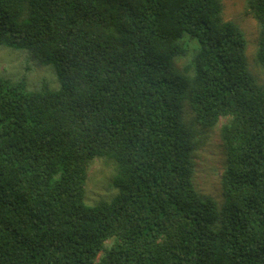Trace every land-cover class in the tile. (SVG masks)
<instances>
[{
  "label": "trees",
  "instance_id": "trees-1",
  "mask_svg": "<svg viewBox=\"0 0 264 264\" xmlns=\"http://www.w3.org/2000/svg\"><path fill=\"white\" fill-rule=\"evenodd\" d=\"M0 47L58 83L0 74V264H264V89L222 0H0ZM186 103L220 126V216ZM97 161L115 194L90 205Z\"/></svg>",
  "mask_w": 264,
  "mask_h": 264
},
{
  "label": "rangeland",
  "instance_id": "rangeland-1",
  "mask_svg": "<svg viewBox=\"0 0 264 264\" xmlns=\"http://www.w3.org/2000/svg\"><path fill=\"white\" fill-rule=\"evenodd\" d=\"M224 16L228 21L238 24L245 33L247 40L246 61L257 84L264 89V69L257 65L255 56L259 39V25L247 8V0H222ZM19 53V54H18ZM24 52L0 47V74L15 76L18 81L23 74L27 85L33 89L46 81L51 88H57L58 83L52 67L35 65L29 73L23 68L22 55ZM184 60L177 62L181 68ZM52 80L56 86H52ZM183 121L190 127L195 138L193 161L195 163L194 182L199 191L210 196L215 203L217 215L220 216L225 204L223 176L227 168V156L220 137V126L204 129L193 117L187 103L183 108ZM225 119L221 121L224 123ZM113 168L97 161L89 171L86 199L88 204H94L102 197L115 194L111 188ZM218 225V224H217Z\"/></svg>",
  "mask_w": 264,
  "mask_h": 264
}]
</instances>
